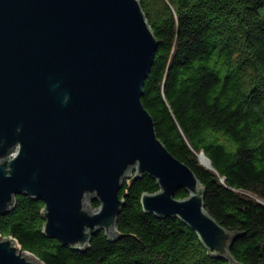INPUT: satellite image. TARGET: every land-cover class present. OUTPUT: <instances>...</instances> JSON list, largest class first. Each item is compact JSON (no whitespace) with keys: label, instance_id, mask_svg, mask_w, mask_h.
Here are the masks:
<instances>
[{"label":"water","instance_id":"95a60500","mask_svg":"<svg viewBox=\"0 0 264 264\" xmlns=\"http://www.w3.org/2000/svg\"><path fill=\"white\" fill-rule=\"evenodd\" d=\"M156 48L139 0H0V215L17 196L41 201L42 235L82 250L100 231L119 236L118 192L147 173L158 191L142 211L179 220L234 264L238 234L205 210L202 184L142 105ZM0 264L42 262L0 236Z\"/></svg>","mask_w":264,"mask_h":264},{"label":"trees","instance_id":"16d2710c","mask_svg":"<svg viewBox=\"0 0 264 264\" xmlns=\"http://www.w3.org/2000/svg\"><path fill=\"white\" fill-rule=\"evenodd\" d=\"M139 1L157 41L141 97L157 138L202 184L205 210L238 234L234 264H264V0ZM157 191L147 173L123 181L119 236L100 231L82 250L44 237V204L27 196L0 215V236L42 264H231L179 220L144 213L142 194Z\"/></svg>","mask_w":264,"mask_h":264},{"label":"bare ground","instance_id":"6f19581e","mask_svg":"<svg viewBox=\"0 0 264 264\" xmlns=\"http://www.w3.org/2000/svg\"><path fill=\"white\" fill-rule=\"evenodd\" d=\"M199 162H200L202 165H204V166H207V167L209 166V162H208V160L204 157L203 154L199 156Z\"/></svg>","mask_w":264,"mask_h":264},{"label":"rangeland","instance_id":"374dc122","mask_svg":"<svg viewBox=\"0 0 264 264\" xmlns=\"http://www.w3.org/2000/svg\"><path fill=\"white\" fill-rule=\"evenodd\" d=\"M199 163H200V162H199ZM200 164H201V163H200ZM91 204H93V203L90 202V205H91Z\"/></svg>","mask_w":264,"mask_h":264}]
</instances>
